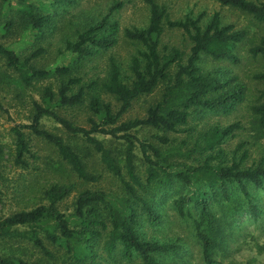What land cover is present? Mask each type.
<instances>
[{
    "label": "trees",
    "instance_id": "obj_1",
    "mask_svg": "<svg viewBox=\"0 0 264 264\" xmlns=\"http://www.w3.org/2000/svg\"><path fill=\"white\" fill-rule=\"evenodd\" d=\"M1 1L7 13L13 12L18 19L20 33L10 45L0 44V61L25 87L51 77L54 81V85L43 87L41 102H32L29 123L12 127L13 162L25 166L31 143L40 139L54 147L60 165L68 166L75 180L57 181L45 188L40 202L0 217V242L5 247L0 252V264H113L134 259L139 264H190L178 257L180 238L164 240L148 233L166 221L162 200L169 197L177 182L181 191L171 199L172 209L180 219L192 222L204 264H224L216 254L225 252L232 231L226 232L225 220L212 211V206L231 200L230 189L238 186L248 202L250 220L255 222L262 216L249 187L264 190V144L259 158L246 164L248 142H241L230 158L222 147L241 129L238 122L215 125L204 132H198L197 126L201 122L198 119L229 114L245 100L246 87L239 77L217 64L240 65L236 51L247 40V30L223 24L218 12L206 21L204 13L172 20L165 5L144 0L149 10L146 26L123 31L124 39L137 47L128 63L123 66L109 55L106 68L99 69L95 62L119 41L118 22L110 17L122 5L116 2L107 15L66 41L65 47L74 57L72 64L45 70L36 68L33 61L45 52L40 42L56 28V12L49 13L44 3L36 0ZM67 1L55 0L57 11ZM214 1L264 21V1ZM15 24L12 17L5 18L1 34H13ZM167 29L182 31L189 40L188 51L162 42ZM30 47L34 48L22 57V49ZM248 54L264 59V37L248 48ZM88 70H92L90 76ZM254 78L264 84V72ZM157 88L161 90L159 99L148 106L144 117L122 119L134 101ZM77 109L90 114L89 128L75 124L67 115ZM251 116V138L264 141V90L251 106ZM47 119L58 124L62 134L45 128ZM144 128L155 131L152 139L138 138L137 132ZM178 133H185L187 139L194 133L202 136L192 146L186 140L176 145L172 135ZM97 134L108 137L115 146L120 142L123 150L110 147ZM172 145L177 147L174 160L182 159L181 163L173 162V157L160 149ZM84 149L96 153L106 172L117 181L116 193L85 187L97 184L101 176L85 163ZM138 154L143 170L136 164ZM77 184L83 186L71 209L61 210L60 205ZM233 211L232 215L238 213ZM21 242H27L28 251L12 250Z\"/></svg>",
    "mask_w": 264,
    "mask_h": 264
},
{
    "label": "rangeland",
    "instance_id": "obj_2",
    "mask_svg": "<svg viewBox=\"0 0 264 264\" xmlns=\"http://www.w3.org/2000/svg\"><path fill=\"white\" fill-rule=\"evenodd\" d=\"M36 1L43 2L49 13L56 12V16H54L56 28L52 32L49 31L41 39L42 44L40 42L45 52L33 61L34 66L38 69L53 70L57 66H68L72 64L74 57L66 49V41L75 39L79 30L107 15L109 8L114 6L116 2L122 5L119 9L114 10L110 17L118 22L119 41L102 58L97 60V63L95 62V66L99 69L106 68L109 55L122 63L123 66H126L130 56L135 52V48L137 47L124 39L123 31L128 28H143L148 21L149 10L144 0H70L62 3L58 11L57 6L55 7V0ZM156 1L167 7L172 20L182 19L187 14L196 17L204 13L203 20L206 21L213 13L218 12L223 24L233 25L237 29L247 30V40L236 51V54H238L241 60L240 65L228 64L227 62L217 64L221 69L226 70L229 68L231 74H236L239 77L240 83L246 87L245 100L229 114H219L217 116L208 115L204 119L199 117L200 119L198 120H201V122H198L197 130L198 132H204L206 129L215 125L223 127L238 122L241 129L236 131L235 137L228 138L222 147L225 149L227 158H230L232 151L241 142H248L247 147L250 153L249 159L245 163L250 164L253 160L259 158L264 144L263 140L256 138L253 140L251 138L253 132L250 131V127L252 126L251 106L255 104L259 92L264 90V84L255 79L254 75L264 72V59L262 57L252 58L248 54V48L258 43L259 39L264 37V21H257L240 10L222 6L214 0ZM10 17L16 21L15 32L11 35H2L0 32V44L6 46L10 45L19 37L20 29L17 27L19 22L15 14L11 11L8 14L6 5L0 0V25L5 18ZM162 42L188 51L189 40L181 30L167 29L162 36ZM37 43L38 39L34 47ZM34 47L22 49V57L26 56ZM207 65L210 67L213 66L212 64H205V67ZM87 67H83L80 70L84 71ZM91 74L92 70H88L87 76ZM101 76H103V73ZM51 78L40 81L31 87H25L17 74L0 61V150L2 152L0 153V190L2 192V196H0V217L11 214L24 207H31L32 204L40 202L41 200L38 198L45 188L57 181L73 182L75 180L68 166L60 165V160L54 147L40 139H35L31 143V151L29 155H26L25 166L15 165L13 162L15 145L12 127L29 123L32 115V102L34 100L41 102L43 87L48 84L54 85V81ZM160 92V88H157L151 95L134 101L131 109L122 119L144 117L148 106L159 99ZM117 106L115 110H117ZM67 115L72 117L73 121L75 120V124L89 128L87 118L90 114L88 112L77 109L76 111L67 112ZM43 123L44 127L48 130L61 133L60 126L54 124L52 120L47 119ZM154 133L155 131L153 129L144 128L137 132L136 135L139 139L145 140L152 139L151 136ZM96 136L104 140L110 147H116L120 151L123 150V145L120 142L115 146V144L109 143L108 137L99 134ZM201 136L202 133H194L193 138L187 139L188 137L185 133H178L172 135V140H176L174 143L176 145L179 141L182 144V140H186L188 145L192 146L195 140ZM83 144L85 145V143ZM160 149L163 153L170 155V157L172 156L173 162L181 163L183 161L182 159L174 160V152L177 150L175 145L164 146ZM137 152L139 151L137 150ZM83 154L84 161L89 166V169L93 173L101 176L97 184H87L85 187L93 189L102 188L116 193L118 191L117 181L106 172L96 153H93L91 149H84ZM119 158H122V156L120 155ZM140 159V154H138L136 164L139 165L140 170H143ZM186 161L187 163H191V159H186ZM178 185L181 184H178V182L174 183V189L170 191L169 197L162 200L165 201L161 207L164 208L165 216L167 217L166 221L157 230L149 229L148 233L154 234L164 240H177V238H180L182 247L178 251V257L183 260H188L190 264H204L199 243L194 236L192 222L180 219L175 213L176 211L171 207V199L177 197V194L181 191V187ZM81 186L83 185L77 184V189L60 205L61 210L71 209L70 207H72L78 189ZM249 189L254 197V203L263 212L262 216L255 222L250 220L249 214L246 211L248 202L239 191L238 186H233L230 189L232 195L231 200L212 206V211L219 218L222 219L223 217L225 220L226 229H228L226 232L228 233L229 230L232 231L231 236L227 237L225 252L221 251L218 255L216 254L217 260L223 261L224 264L230 262L264 264V190H255L251 187ZM233 209H236L238 213L232 215L234 212ZM8 243L12 242L8 241ZM3 248L5 247L0 242V252H3ZM12 250L15 252L28 251V244L27 242H21L20 244H16L15 247H12ZM113 264L139 263L137 259H134L132 262L121 260V262L115 263L113 261Z\"/></svg>",
    "mask_w": 264,
    "mask_h": 264
}]
</instances>
